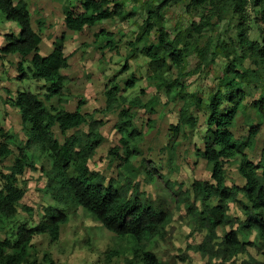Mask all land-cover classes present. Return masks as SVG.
<instances>
[{
    "label": "trees",
    "instance_id": "trees-1",
    "mask_svg": "<svg viewBox=\"0 0 264 264\" xmlns=\"http://www.w3.org/2000/svg\"><path fill=\"white\" fill-rule=\"evenodd\" d=\"M169 1L172 0L147 5L145 31L149 35L155 30L157 40L148 42L145 37H140L143 42L140 53L147 58L154 77L155 72L160 74L165 71L168 63L181 65L191 52H196L201 62H205L208 55L207 49L200 48L197 43H182L183 30L174 38L170 37L162 13ZM246 1L190 0L189 6L203 11L209 4L217 5L213 7L220 5L223 8L231 7L234 13L240 15ZM253 1L262 6L260 13L264 21V0ZM123 4L122 0H81L80 12L66 6L65 28L79 32L85 26L94 27L107 19L124 20L133 13H125ZM0 10L6 19L15 21L20 27L18 34H6V43L0 46L1 52L18 54L21 57L18 64L21 76L43 80L46 87L44 97L30 90H18L12 101L21 115L25 141L0 127V164L7 158H11L12 162L8 172L0 167V264H55L48 254L42 260L33 258L32 239L37 234H47L52 240H57L60 225L68 221L69 213L65 210L75 211L78 206L115 235L116 242L105 251L104 263H110L128 248L133 255L127 259V264H177L161 259L150 246L157 238L166 239L168 236V225L175 213L167 205L168 196L174 199L176 209L184 208L192 231L204 234L194 246L206 258L203 264H238L236 257L253 244L252 240L243 239L242 236L253 231L261 239L259 247L264 254V153L255 162L246 151L253 145L260 124L251 125L248 135L241 138L236 136L234 130L237 112L245 98L244 82L249 75L248 70L237 67L239 54L237 59L230 58L232 49L228 44L224 43V48L217 47V52H223L221 54L229 59V64L207 103L193 92L184 93L179 89L176 93L182 98L183 105L178 123L172 125L173 139L169 151L172 156L175 154L178 134L186 127L196 128L198 119L194 112L205 108L209 114L201 139L204 147H197L195 153L210 165L211 178H195L190 189L176 187L175 181L167 180V188L162 190L165 194L154 199L141 191L138 183L121 177V172L116 178L108 179L101 171L90 167L89 161L105 140L102 132L105 120L96 117L95 113L82 111L83 99L78 101L74 110H68L65 106L70 100L65 86L73 77L64 73L70 66L69 56L65 52L64 33L54 41L50 52L43 55L40 46L44 22L39 21V31L34 29L27 1L0 0ZM219 12H223L221 8ZM238 33L244 53L255 64L264 65V45L250 41L244 35L243 28ZM28 56L30 62L24 66L23 61ZM171 83L181 87L177 78H164L163 86L169 94ZM125 84L131 88L135 86L133 79H127ZM123 88L111 79L106 83L103 111H118L114 127L121 137L119 144L109 149V154L119 161L118 165L126 167L140 155V142L144 136L135 124L134 108H144L153 113L158 97L148 101H143L139 95L129 98L122 93ZM55 98L56 103L48 104ZM225 101L229 104L224 106ZM253 105L264 114V91L253 101ZM82 125H87V129H83ZM55 126L64 136L63 141L56 136ZM33 150L39 151L49 162L48 167H43L47 178L45 192L61 206H46L40 221L29 226L14 219L19 214L18 207L27 189L26 184L20 183L19 176L26 169H36ZM233 158L237 159L238 171L244 180L242 185L227 183L226 163ZM140 167L147 181L163 179L155 165L146 159L141 160ZM231 203L237 206L241 214L230 213ZM25 209L29 210L28 207ZM10 220L14 225L7 229L4 223ZM239 264H264V260L244 259Z\"/></svg>",
    "mask_w": 264,
    "mask_h": 264
},
{
    "label": "rangeland",
    "instance_id": "rangeland-1",
    "mask_svg": "<svg viewBox=\"0 0 264 264\" xmlns=\"http://www.w3.org/2000/svg\"><path fill=\"white\" fill-rule=\"evenodd\" d=\"M32 13V24L36 31L40 29L42 21L41 53L47 54L52 49L54 41L65 36V52L69 56L70 66L64 70L65 74L73 77L65 86L70 100L65 106L74 110L78 101L83 99L82 111L95 113L98 118L105 120L102 132L105 140L97 147L94 157L89 161L92 169L101 171L108 179L126 177L138 183L141 191H145L152 198H161L163 189L167 188L166 181H175L176 187L190 189L195 178L210 179L211 169L207 161L196 155V148H203L201 139L207 128L208 111L205 108L197 110L198 123L196 128H184L177 136L178 146L172 156L169 147L173 139L172 125L178 123L179 113L183 105L181 97L176 96L179 89L186 93H196L204 103L209 101L210 94L217 87L218 79L229 64L223 52H217V47L224 48V43L232 49L230 58H235L237 67L249 71L244 82L245 98L242 101L235 120V134L238 138L249 133L251 125L260 124L255 135L253 145L246 148L250 159L257 162L264 153V114L253 105V101L264 91V65L255 64L250 56L244 53L240 42L239 30L243 28L244 35L256 45H264V21L260 11L262 6L253 0L245 2L242 13H234L231 7L217 5L207 6L200 11L189 6L190 0H172L164 5L162 10L163 22L170 37L183 30L182 43H196L200 48L207 49L205 62L200 61L196 52H191L181 65L168 63L165 71L156 74L148 64L147 58L141 55L143 42L156 41L155 30L147 35L145 19L147 5L159 4L164 0H122L125 13L132 12L124 20L119 18L107 19L94 27L85 26L82 31L66 30L64 24V7L69 6L75 12L81 11V0H25ZM112 6V5H111ZM223 12H219L220 8ZM208 21V22H207ZM102 31V32H101ZM20 32L19 25L6 19L0 10V46L6 43V34ZM101 32V33H100ZM111 40V44L109 43ZM21 57L18 54H4L0 50V127L5 131L19 135L24 141L26 134L22 128L21 115L12 101L18 90H30L44 97L45 82L21 76L18 68ZM242 60V61H241ZM30 62L26 57L23 65ZM163 78V80H162ZM164 78H177L180 85L171 83V94L167 92ZM122 85L123 92L129 98L139 95L143 101L156 98L155 111L152 113L144 108H134L135 124L142 130L144 136L140 142V155L128 166L118 165L119 161L109 154V149L119 144L121 135L114 124L118 111L104 112L106 104L105 88L109 80ZM133 79L134 87L126 86V80ZM183 88V89H182ZM224 89V88H223ZM144 90V92H141ZM56 103V98L48 104ZM229 102L225 101L224 106ZM87 129V125L81 126ZM56 136L63 141L64 136L57 126L54 127ZM72 131H69V133ZM1 134V132H0ZM0 141H2L0 136ZM34 151L36 169H26L19 176L20 183L27 185L25 196L19 204V214L14 219L29 226L37 224L48 205L61 206L49 193L45 192L47 178L43 167L49 162L39 151ZM12 157V156H10ZM146 159L153 163L163 175V179L149 182L141 171L140 162ZM1 162V161H0ZM11 158L5 159L0 167L8 172ZM227 183L242 185L243 177L238 171L237 159L227 161ZM124 180V181H125ZM168 196V195H167ZM167 205L175 211L172 222L168 225L166 239L152 241L150 246L161 259L177 264H203L206 258L194 246L202 240L203 233L192 231L189 217H185V210L176 209L172 197H167ZM28 207L29 210H26ZM69 213L68 221L60 225V237L52 240L47 234H37L33 237L31 255L42 260L45 254L52 257L55 264H127L132 252L127 248L120 256L104 263L105 251L114 246V233L106 229L83 207L78 206L75 211L66 209ZM230 213L241 214L234 203H231ZM7 229L13 227V220L4 223ZM252 240L247 251L236 257L239 264L244 259L256 258L264 260L259 245L261 239L255 231L242 236Z\"/></svg>",
    "mask_w": 264,
    "mask_h": 264
}]
</instances>
